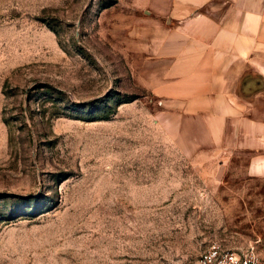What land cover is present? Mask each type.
Listing matches in <instances>:
<instances>
[{"label": "rangeland", "instance_id": "1", "mask_svg": "<svg viewBox=\"0 0 264 264\" xmlns=\"http://www.w3.org/2000/svg\"><path fill=\"white\" fill-rule=\"evenodd\" d=\"M119 3L0 0V264H264V168L153 136Z\"/></svg>", "mask_w": 264, "mask_h": 264}, {"label": "crops", "instance_id": "2", "mask_svg": "<svg viewBox=\"0 0 264 264\" xmlns=\"http://www.w3.org/2000/svg\"><path fill=\"white\" fill-rule=\"evenodd\" d=\"M123 3L112 25L152 97L153 136L264 168V0Z\"/></svg>", "mask_w": 264, "mask_h": 264}, {"label": "built area", "instance_id": "3", "mask_svg": "<svg viewBox=\"0 0 264 264\" xmlns=\"http://www.w3.org/2000/svg\"><path fill=\"white\" fill-rule=\"evenodd\" d=\"M199 264H259V258L253 251L240 253L214 245L201 255Z\"/></svg>", "mask_w": 264, "mask_h": 264}]
</instances>
